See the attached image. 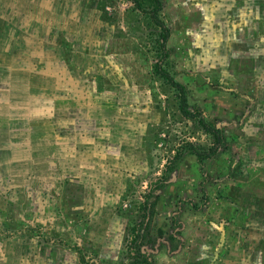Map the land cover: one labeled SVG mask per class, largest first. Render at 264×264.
I'll use <instances>...</instances> for the list:
<instances>
[{
    "label": "rangeland",
    "instance_id": "obj_1",
    "mask_svg": "<svg viewBox=\"0 0 264 264\" xmlns=\"http://www.w3.org/2000/svg\"><path fill=\"white\" fill-rule=\"evenodd\" d=\"M0 0V264H264V0Z\"/></svg>",
    "mask_w": 264,
    "mask_h": 264
},
{
    "label": "trees",
    "instance_id": "obj_2",
    "mask_svg": "<svg viewBox=\"0 0 264 264\" xmlns=\"http://www.w3.org/2000/svg\"><path fill=\"white\" fill-rule=\"evenodd\" d=\"M133 2L135 3L136 8L142 11H146L145 8L142 6L140 0H133ZM154 2H155V6L149 11V13L151 14L153 21L160 27L161 29L160 36L162 39L160 44L161 57L154 65V72L157 75L161 76L165 81H167L173 87H175L179 92V99H180L179 110L181 114L187 118H196L198 120L199 125L213 138L212 145L207 149H200L192 142H187L184 145H182L175 154L174 158L167 165V168L165 169L163 176H160L155 180V183L156 182L159 183L168 180L169 171L173 169L171 165L176 161H178L183 156V153L187 147H190V149L194 152L197 158L202 161L215 155L224 146L225 138L222 128L218 126L216 122L208 120L200 109H192L189 106L188 95L185 85L182 82L178 81L171 73V71L166 67L164 62L166 58L169 56L167 42L169 40L171 30L170 27L166 24V22L158 14V12L163 7L162 0H154ZM151 195L152 192H148L145 197L142 206L143 208L142 220L134 228L135 237L130 245V249L134 253V255L141 257L144 260L145 264H152V260L147 253L139 251L138 244L142 238L141 228L145 224L148 217V202Z\"/></svg>",
    "mask_w": 264,
    "mask_h": 264
}]
</instances>
